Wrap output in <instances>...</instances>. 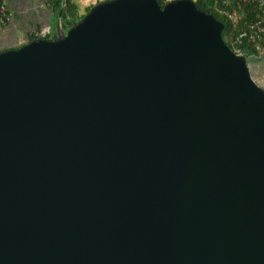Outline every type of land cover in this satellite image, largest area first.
<instances>
[{
  "label": "water",
  "instance_id": "water-1",
  "mask_svg": "<svg viewBox=\"0 0 264 264\" xmlns=\"http://www.w3.org/2000/svg\"><path fill=\"white\" fill-rule=\"evenodd\" d=\"M63 9L0 52V264H264V88L223 23Z\"/></svg>",
  "mask_w": 264,
  "mask_h": 264
},
{
  "label": "crops",
  "instance_id": "crops-1",
  "mask_svg": "<svg viewBox=\"0 0 264 264\" xmlns=\"http://www.w3.org/2000/svg\"><path fill=\"white\" fill-rule=\"evenodd\" d=\"M80 15L100 0H71ZM11 14L10 20L0 29V48H16L31 37V32L39 30L50 35L58 27L60 8L56 0H4ZM63 12V11H62ZM61 24V21H60ZM248 66L255 82L264 88V48L260 53L248 52Z\"/></svg>",
  "mask_w": 264,
  "mask_h": 264
},
{
  "label": "trees",
  "instance_id": "trees-1",
  "mask_svg": "<svg viewBox=\"0 0 264 264\" xmlns=\"http://www.w3.org/2000/svg\"><path fill=\"white\" fill-rule=\"evenodd\" d=\"M264 3V0H262ZM197 9L200 11L214 16L218 21L222 22L224 28L222 30L221 36L225 45L232 51V42L235 37L243 30L244 25L254 22L259 18L261 14V7L257 2L252 0H193ZM57 7L63 8L65 0H56ZM4 4V0H0V7ZM161 6V4H159ZM90 9V8H89ZM88 9V10H89ZM87 10V11H88ZM235 10L237 13V18L232 21L226 17L225 11ZM83 15H80L76 4L69 0V5L63 9L61 17V28L67 31L72 25L80 20ZM45 38H52V36L47 35ZM33 40V37L29 38V41ZM260 45L264 48V36L259 40ZM246 46L245 44L243 47ZM249 47V46H248ZM9 49V48H8ZM249 49L253 51V46ZM3 50L0 48V52ZM249 50V51H250Z\"/></svg>",
  "mask_w": 264,
  "mask_h": 264
},
{
  "label": "built area",
  "instance_id": "built-area-1",
  "mask_svg": "<svg viewBox=\"0 0 264 264\" xmlns=\"http://www.w3.org/2000/svg\"><path fill=\"white\" fill-rule=\"evenodd\" d=\"M161 6L167 4L172 0H156ZM257 2L261 7V14L258 19L252 23L244 25L243 30L235 37L232 42V52L237 56L248 55V52L251 54L260 53L263 50V47L260 45L259 40L264 36V3L262 0H252ZM224 14L226 17L232 21H235L237 18V13L235 10L225 11ZM11 14L8 12L7 7L3 4L0 7V29L10 20ZM31 37L33 39H45L46 34L40 32L39 30H34L31 32ZM246 45L243 47V45ZM250 46H253V51L249 49ZM250 50V51H249Z\"/></svg>",
  "mask_w": 264,
  "mask_h": 264
},
{
  "label": "rangeland",
  "instance_id": "rangeland-1",
  "mask_svg": "<svg viewBox=\"0 0 264 264\" xmlns=\"http://www.w3.org/2000/svg\"><path fill=\"white\" fill-rule=\"evenodd\" d=\"M100 1H103V0H100ZM56 35H57V28L56 29L54 28L53 31L51 32L50 36H52V38H53Z\"/></svg>",
  "mask_w": 264,
  "mask_h": 264
}]
</instances>
